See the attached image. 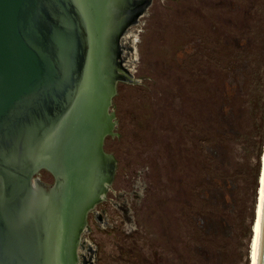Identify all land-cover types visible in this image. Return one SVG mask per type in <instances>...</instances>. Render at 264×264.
I'll return each instance as SVG.
<instances>
[{
    "label": "rangeland",
    "instance_id": "1",
    "mask_svg": "<svg viewBox=\"0 0 264 264\" xmlns=\"http://www.w3.org/2000/svg\"><path fill=\"white\" fill-rule=\"evenodd\" d=\"M149 1L119 41L104 144L114 174L76 235V262L254 264L264 0ZM37 176L54 183L46 169Z\"/></svg>",
    "mask_w": 264,
    "mask_h": 264
},
{
    "label": "water",
    "instance_id": "2",
    "mask_svg": "<svg viewBox=\"0 0 264 264\" xmlns=\"http://www.w3.org/2000/svg\"><path fill=\"white\" fill-rule=\"evenodd\" d=\"M149 5L102 0L100 15L94 0H0V264H59L60 252L61 264H77L75 238L103 189L104 140L112 133L97 134L95 155L85 160L89 170L66 208L68 172L56 168L58 147L49 145L78 99L92 91L97 64L113 86L109 112L119 41ZM42 168L54 176L52 185L38 178ZM258 264H264V213Z\"/></svg>",
    "mask_w": 264,
    "mask_h": 264
},
{
    "label": "bare ground",
    "instance_id": "3",
    "mask_svg": "<svg viewBox=\"0 0 264 264\" xmlns=\"http://www.w3.org/2000/svg\"><path fill=\"white\" fill-rule=\"evenodd\" d=\"M94 4L96 6V9L99 10L101 15L102 0H94ZM94 66L95 65L93 64V68H95ZM96 70L98 73V78L96 77L97 80H95L92 91L84 93L81 96V98L78 99L74 111L70 112L69 115L66 117V120L62 124L58 133L55 134L54 141L52 142L51 145H49V146L58 147L59 163L57 164L56 168L61 171H64V174L68 172L70 183H68L69 186L67 188V193L64 196V208H66L67 204L69 205V202L72 200L73 196L75 195V192H77L80 189V182H79L80 176H82L83 181L86 177L87 167L88 164L91 165V160L89 159V163L87 162V164L85 160L88 159V156L90 155L92 156V154L95 155L94 150L96 151V144L98 141L97 134L99 133L103 135L109 133L114 134L115 123H114L113 115L110 112L111 110L107 112V107H108L107 104L110 96L113 93V86L103 81V78H101L99 74L98 64L96 66ZM56 139L58 140V142H56ZM105 140H104V144H105ZM106 156H107L106 160H108V163L106 162L104 163L105 166L102 168L103 176L100 178L101 182H104V186L102 190L96 193V198L94 202L88 205L87 208L88 213H90L98 203H100L105 199L106 194L111 185L110 184L111 179L108 178L106 174L109 171L114 173V162L111 155L106 153ZM93 173L94 170H92V174ZM263 213H264V182H263L262 208L257 225V238L255 244L254 264H258V260H259ZM63 247H64V243L61 244L60 248ZM58 258H59V264H61V260H62L61 252L58 253Z\"/></svg>",
    "mask_w": 264,
    "mask_h": 264
}]
</instances>
